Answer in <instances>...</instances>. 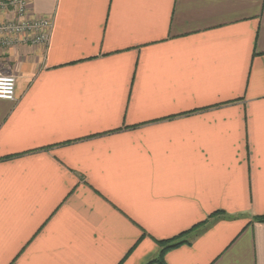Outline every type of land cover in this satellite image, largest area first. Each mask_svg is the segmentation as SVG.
Instances as JSON below:
<instances>
[{
    "label": "crops",
    "instance_id": "1",
    "mask_svg": "<svg viewBox=\"0 0 264 264\" xmlns=\"http://www.w3.org/2000/svg\"><path fill=\"white\" fill-rule=\"evenodd\" d=\"M28 15L51 27L0 48V264H145L189 230L165 264H264V0Z\"/></svg>",
    "mask_w": 264,
    "mask_h": 264
},
{
    "label": "built area",
    "instance_id": "2",
    "mask_svg": "<svg viewBox=\"0 0 264 264\" xmlns=\"http://www.w3.org/2000/svg\"><path fill=\"white\" fill-rule=\"evenodd\" d=\"M0 9H9L14 19L0 23V48L13 43L12 35L32 34V43H45L48 40L51 22L46 18L31 19L28 15V0H0ZM16 78L14 75L0 74V99H15Z\"/></svg>",
    "mask_w": 264,
    "mask_h": 264
},
{
    "label": "trees",
    "instance_id": "3",
    "mask_svg": "<svg viewBox=\"0 0 264 264\" xmlns=\"http://www.w3.org/2000/svg\"><path fill=\"white\" fill-rule=\"evenodd\" d=\"M256 221L259 222H264V215L261 216H257L255 218ZM191 230L186 231V232H182L180 234H178L177 236L170 238V239H166V240H157L156 243L159 246V251L158 254L155 256L154 259L146 262L145 264H152V263H158V264H165L163 261V256L164 254L171 248L177 247L183 243L186 242V235L188 233H190Z\"/></svg>",
    "mask_w": 264,
    "mask_h": 264
}]
</instances>
